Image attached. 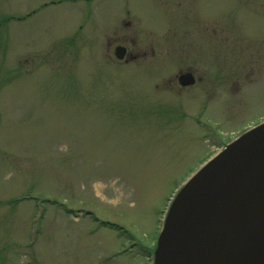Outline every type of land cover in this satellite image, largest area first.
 <instances>
[{"label": "rangeland", "instance_id": "obj_1", "mask_svg": "<svg viewBox=\"0 0 264 264\" xmlns=\"http://www.w3.org/2000/svg\"><path fill=\"white\" fill-rule=\"evenodd\" d=\"M262 122L264 0H0V264H154L176 194Z\"/></svg>", "mask_w": 264, "mask_h": 264}, {"label": "water", "instance_id": "obj_2", "mask_svg": "<svg viewBox=\"0 0 264 264\" xmlns=\"http://www.w3.org/2000/svg\"><path fill=\"white\" fill-rule=\"evenodd\" d=\"M114 55L123 59L125 48ZM179 83L186 86L192 80ZM224 172L232 178L226 198L214 201L213 187ZM264 198V122L246 131L209 160L175 197L160 232L154 264H247L250 226L247 215L252 201ZM225 217L233 259H216L213 252L216 222Z\"/></svg>", "mask_w": 264, "mask_h": 264}, {"label": "bare ground", "instance_id": "obj_3", "mask_svg": "<svg viewBox=\"0 0 264 264\" xmlns=\"http://www.w3.org/2000/svg\"><path fill=\"white\" fill-rule=\"evenodd\" d=\"M232 175L224 172L213 187L212 198L214 201H221L226 198V192L229 188V182ZM247 221L250 226L248 240V261L247 264H264V198L257 197L252 201L247 215ZM229 225L222 217L216 222L215 241H220L219 246L215 249L216 259H233L235 249L228 240Z\"/></svg>", "mask_w": 264, "mask_h": 264}, {"label": "flooded vegetation", "instance_id": "obj_4", "mask_svg": "<svg viewBox=\"0 0 264 264\" xmlns=\"http://www.w3.org/2000/svg\"><path fill=\"white\" fill-rule=\"evenodd\" d=\"M118 46H121V45H118ZM116 47H117V46H116ZM116 47H115V48H116ZM122 47H124V46H122ZM124 48H125V47H124ZM114 51H115V49H114ZM125 58H127V50H126V48H125V55H124L123 59H121V60H124ZM179 77H184L183 82H186V81H190V80H192V83L189 84V85H186V86H182V85H180V83H179ZM177 82H178V84H179L180 87L188 88V87H191V86H193V85L195 84L196 79H195V77H194V75H193L192 73H190V72H185V73H181V74L177 77Z\"/></svg>", "mask_w": 264, "mask_h": 264}]
</instances>
